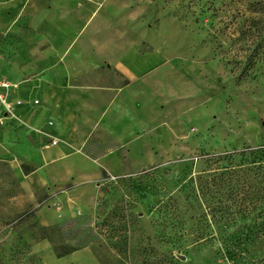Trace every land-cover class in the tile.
Segmentation results:
<instances>
[{"label":"rangeland","instance_id":"1","mask_svg":"<svg viewBox=\"0 0 264 264\" xmlns=\"http://www.w3.org/2000/svg\"><path fill=\"white\" fill-rule=\"evenodd\" d=\"M112 42L164 60L129 93L147 114L124 139L100 126L132 83L103 55ZM0 76L25 104L12 120L0 107V264H44L27 222L59 257L264 264V163L249 155L264 148V0H0ZM126 239L139 262L115 250Z\"/></svg>","mask_w":264,"mask_h":264},{"label":"crops","instance_id":"2","mask_svg":"<svg viewBox=\"0 0 264 264\" xmlns=\"http://www.w3.org/2000/svg\"><path fill=\"white\" fill-rule=\"evenodd\" d=\"M62 13L63 16H65V12L63 11ZM53 24L56 29L55 31L62 35L65 42L68 41L67 37H71L76 30H74L73 24L67 22L65 19H62V22L54 20ZM106 48L107 50L103 55H109L111 62L117 60L118 64L129 72L132 83L128 84L125 89L120 91V98L121 100L122 98L124 99L125 106L123 105L121 110L117 107H111L105 110L100 117V126L107 129L109 135H116L114 130H118L116 135L117 138L124 139L129 132H133L136 127H140L144 123L147 114L145 108L135 110V100L129 98V93L134 90L136 86L140 85L148 74L162 66L164 60L157 54L138 56L133 52H126L121 55L120 58H117L114 53V50L117 48L115 43L113 44L112 42V44L106 46ZM90 67L88 63H81V73L85 74L84 72L89 70ZM144 93L145 92L142 93V97ZM107 137L109 136L107 135ZM97 181L96 179V182ZM99 185V183H94L76 189L74 190V197H94L98 193ZM40 229L41 227L38 228L33 222H27L18 227V232H20L25 241L38 252L44 264H123L109 249L100 247H92L72 255L59 257L56 254L55 247L50 245Z\"/></svg>","mask_w":264,"mask_h":264},{"label":"built area","instance_id":"3","mask_svg":"<svg viewBox=\"0 0 264 264\" xmlns=\"http://www.w3.org/2000/svg\"><path fill=\"white\" fill-rule=\"evenodd\" d=\"M0 107L10 120L17 119L18 114L25 107L23 101L15 98V88L12 83L2 76H0ZM51 126H54V123H51Z\"/></svg>","mask_w":264,"mask_h":264},{"label":"trees","instance_id":"4","mask_svg":"<svg viewBox=\"0 0 264 264\" xmlns=\"http://www.w3.org/2000/svg\"><path fill=\"white\" fill-rule=\"evenodd\" d=\"M246 153H244L242 156L246 157ZM250 157L254 158L255 160H258V162L260 164L264 163V148H261L259 150H257L256 152H251ZM111 182V181H110ZM111 184H113V182H111ZM132 241V240H131ZM122 244V246H120ZM129 244H128V239L124 240L122 243L118 242V244L115 247V250L118 252L119 256L121 258H128L130 259L132 262L133 261H138L139 262V252L137 251H133L130 250V252L127 250ZM129 249V248H128ZM60 257H64V256H60ZM146 264H156V263H152V262H147Z\"/></svg>","mask_w":264,"mask_h":264}]
</instances>
